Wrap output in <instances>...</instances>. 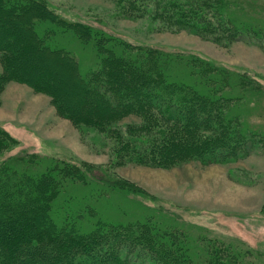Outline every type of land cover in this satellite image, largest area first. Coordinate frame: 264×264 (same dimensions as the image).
<instances>
[{"label": "trees", "instance_id": "1", "mask_svg": "<svg viewBox=\"0 0 264 264\" xmlns=\"http://www.w3.org/2000/svg\"><path fill=\"white\" fill-rule=\"evenodd\" d=\"M115 2L122 18L148 17L159 30H185L220 45L255 31L237 22L233 0ZM57 35L90 50L91 64L84 68L70 49L53 45ZM0 63V93L15 81L47 95L61 117L113 136L119 164L225 163L254 146L236 107L248 111L240 106L245 99L260 107L264 86L256 77L67 19L47 0H0ZM126 118L134 119L122 123ZM17 143L0 126V264H134L133 256L149 264H251L243 243L206 239L200 246L154 213L104 218L95 204L110 191L147 192L97 165L25 151L7 155ZM79 186L89 188L83 199L91 202L71 211L69 188Z\"/></svg>", "mask_w": 264, "mask_h": 264}, {"label": "rangeland", "instance_id": "2", "mask_svg": "<svg viewBox=\"0 0 264 264\" xmlns=\"http://www.w3.org/2000/svg\"><path fill=\"white\" fill-rule=\"evenodd\" d=\"M47 1L67 19L102 27L134 43L197 53L229 68L246 71L264 86V0H233L237 22L253 24L255 31L227 45L185 30H159L156 22L148 17L122 18L115 0ZM54 39L52 44L70 49L82 67L91 64L90 50L84 52L78 44L62 36ZM58 58L69 64L63 57ZM247 100L240 106L248 111H242L238 105L236 109L244 122L243 128L254 134L252 151L234 161L207 165L199 161H184L170 168L132 162L119 164L113 136L89 126L74 125L57 113L47 95L15 81L7 83L0 93V126L18 141L7 155L25 151L43 158L97 165L111 173L108 177L125 179L147 192L108 191V197L95 204L104 218L127 221L154 213L183 228L200 246L206 239L238 241L252 251L245 257L251 264H264V96L260 107L245 103ZM133 119L126 118L122 123ZM96 188L103 187L92 185V189ZM69 190L75 196L71 211L91 202L90 197L83 199L88 187ZM194 249L204 255L202 249ZM132 258L134 264H149L140 257Z\"/></svg>", "mask_w": 264, "mask_h": 264}]
</instances>
